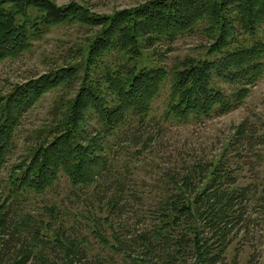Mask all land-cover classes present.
Returning a JSON list of instances; mask_svg holds the SVG:
<instances>
[{
    "label": "trees",
    "instance_id": "1",
    "mask_svg": "<svg viewBox=\"0 0 264 264\" xmlns=\"http://www.w3.org/2000/svg\"><path fill=\"white\" fill-rule=\"evenodd\" d=\"M65 25L88 28V43L64 57L61 66L12 85L0 96V264H81V258L90 264H241L237 255L229 261L227 250L250 191L237 185L225 156L202 175L194 168L180 180L162 182L151 210L141 209L137 216L134 227L144 222L150 230L132 241L136 256L124 248L112 218L122 201L137 192L123 177L102 181L114 142L126 129L149 123L167 84L165 122L225 115L249 96L248 87L264 76V0H150L111 15L76 3L0 0V62L22 57L33 41ZM192 36L204 40L202 47L212 60H191L174 72L133 64L144 52L159 62L163 50ZM219 83L235 87L234 92L225 93ZM60 90L64 95L55 103L54 117L4 179L23 118ZM63 177L72 190L92 193L104 215L88 212V229L105 248L121 254V262L101 251L93 255L80 230L73 228L68 235L58 222L60 209H49L46 225L31 213L13 220L19 201L46 194ZM102 187L109 188L107 199L95 193ZM108 230L114 245L103 233ZM12 241L19 248H11Z\"/></svg>",
    "mask_w": 264,
    "mask_h": 264
},
{
    "label": "rangeland",
    "instance_id": "2",
    "mask_svg": "<svg viewBox=\"0 0 264 264\" xmlns=\"http://www.w3.org/2000/svg\"><path fill=\"white\" fill-rule=\"evenodd\" d=\"M51 1L58 6L76 3L95 14L111 15L150 0ZM90 38L91 31L77 25L50 29L42 39L33 41L32 49L22 57L0 62V96L7 94L12 85L61 66L67 56L71 57L76 49L83 48ZM204 45L200 36L185 37L169 50H163V55L157 58L159 62H155L149 52H144L133 64L139 68L160 65L170 72L179 71L191 60H212L204 51ZM83 51L84 56L87 55L86 48ZM219 86L227 94L235 90V87L227 83H219ZM248 88L249 96L235 110L225 115L188 122H165L162 118L170 93V85L167 84L154 104L149 123L143 127L126 129L114 142L107 178L102 182L123 177L131 182L130 190L137 192V196L122 201L112 218L114 227L123 235V246L128 253L137 255L138 249L132 246V241L139 234L150 230V225L144 222L139 223L136 228L134 225L141 209L151 210V200L158 197L157 188L162 182H169L171 177L180 180L190 175L194 168L202 175L225 156L224 160H230L228 169L235 175L237 185L247 187L250 191L249 201L244 203L243 219L229 237L232 243L227 250L228 260L237 255L241 264H246L249 260L250 264H264V76L256 85ZM62 95L63 90L48 94L23 118L9 164L2 173L4 179H7L12 166L21 163L35 141L40 139L43 128L54 117L55 103ZM239 129L241 136H238ZM236 134L238 137L233 138ZM198 179L199 176L197 182ZM106 189L109 190L108 187L99 188L95 193L100 198L107 199L109 193H106ZM91 194L89 190H72L69 181L63 177L61 183L46 194L19 201L13 208L11 217L17 221L22 214L31 213L46 225L50 222L49 209H60L58 222L68 235L72 234L73 228L80 230L87 238L84 243L89 245L93 255L101 251L108 259L121 262L122 255L116 253V250L105 248L88 229V212H96L101 217L104 215L103 212H98L99 205L91 198ZM38 228L41 232L44 231V227ZM53 229L55 230V226ZM103 233L108 242L114 245L112 232L108 230ZM6 236L7 240L10 234ZM15 246L19 248L20 245L12 241L11 248ZM81 264L90 263L81 258Z\"/></svg>",
    "mask_w": 264,
    "mask_h": 264
}]
</instances>
